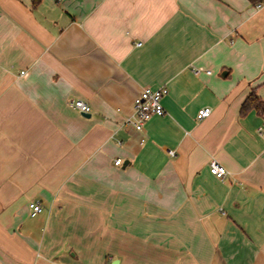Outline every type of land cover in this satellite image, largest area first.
Wrapping results in <instances>:
<instances>
[{
	"label": "crops",
	"instance_id": "1",
	"mask_svg": "<svg viewBox=\"0 0 264 264\" xmlns=\"http://www.w3.org/2000/svg\"><path fill=\"white\" fill-rule=\"evenodd\" d=\"M163 84L165 111L126 124ZM252 88L264 99V4L0 0V264H264Z\"/></svg>",
	"mask_w": 264,
	"mask_h": 264
},
{
	"label": "built area",
	"instance_id": "2",
	"mask_svg": "<svg viewBox=\"0 0 264 264\" xmlns=\"http://www.w3.org/2000/svg\"><path fill=\"white\" fill-rule=\"evenodd\" d=\"M264 4V0H259L255 3L256 7H261ZM197 72L198 69H195ZM168 93V86L163 84L157 87L144 86L133 99V112L128 115L124 122L128 125H132L136 129H143L145 122L154 114H162L165 111L163 99ZM70 105L77 108L81 112H89L91 105L88 101L81 97H75L70 99ZM211 112V106L204 105L197 111V118L201 119ZM169 153L174 154L173 149L168 150ZM122 159L117 157L115 163H121ZM209 170L223 178L227 173V169L216 159H211L209 162ZM31 213L35 214L42 209V205L38 200H32L29 202Z\"/></svg>",
	"mask_w": 264,
	"mask_h": 264
},
{
	"label": "trees",
	"instance_id": "3",
	"mask_svg": "<svg viewBox=\"0 0 264 264\" xmlns=\"http://www.w3.org/2000/svg\"><path fill=\"white\" fill-rule=\"evenodd\" d=\"M40 0H32L33 4H36ZM253 3L258 2L259 0H250ZM255 108L258 112L264 113V99H262L255 91L254 88L248 93L245 99L242 101L239 113L241 115L246 114L250 109Z\"/></svg>",
	"mask_w": 264,
	"mask_h": 264
},
{
	"label": "water",
	"instance_id": "4",
	"mask_svg": "<svg viewBox=\"0 0 264 264\" xmlns=\"http://www.w3.org/2000/svg\"><path fill=\"white\" fill-rule=\"evenodd\" d=\"M85 114L89 115V112H85ZM118 263V258H115L111 264H117Z\"/></svg>",
	"mask_w": 264,
	"mask_h": 264
}]
</instances>
